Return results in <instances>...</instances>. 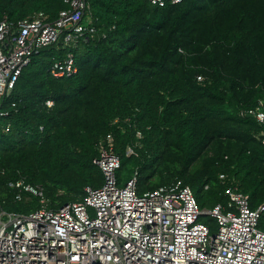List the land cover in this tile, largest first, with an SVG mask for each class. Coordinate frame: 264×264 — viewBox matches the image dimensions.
<instances>
[{
    "label": "trees",
    "instance_id": "16d2710c",
    "mask_svg": "<svg viewBox=\"0 0 264 264\" xmlns=\"http://www.w3.org/2000/svg\"><path fill=\"white\" fill-rule=\"evenodd\" d=\"M87 2L96 34L73 50L77 72L52 77V58L64 51L48 46L5 99L16 111L10 131L0 132V211L39 207L29 193L16 198L10 183L19 179L42 187L50 208L100 187L103 173L92 160L107 134L120 157L119 184L136 170L139 193L181 180L202 209L224 202L229 186L248 194L252 209L264 205V125L239 114L259 103L264 110V0ZM65 7L0 0V20L36 11L53 19ZM200 220L214 232L212 219Z\"/></svg>",
    "mask_w": 264,
    "mask_h": 264
},
{
    "label": "built area",
    "instance_id": "2783aa9c",
    "mask_svg": "<svg viewBox=\"0 0 264 264\" xmlns=\"http://www.w3.org/2000/svg\"><path fill=\"white\" fill-rule=\"evenodd\" d=\"M147 1L161 7L183 0ZM63 2L66 7L53 19L36 11L15 22L6 16L0 20V132L10 131L8 117L16 103L5 99L31 58L56 46L64 53L52 58L49 73L70 77L78 70L73 50L96 34L87 0ZM260 105L239 114L264 125ZM136 136L141 137L140 130ZM125 153L133 154V148L127 146ZM92 161L103 173V184L86 186L81 200L59 208L48 206L39 185L23 179L10 183L20 192L17 199L29 193L39 207L27 214L0 211V264H264V228L259 227L264 205L252 209L248 194L237 186L223 190L224 202L204 209L181 180L139 193L136 170L118 183L120 157L112 134L99 142ZM201 217L214 221V232Z\"/></svg>",
    "mask_w": 264,
    "mask_h": 264
},
{
    "label": "rangeland",
    "instance_id": "374dc122",
    "mask_svg": "<svg viewBox=\"0 0 264 264\" xmlns=\"http://www.w3.org/2000/svg\"><path fill=\"white\" fill-rule=\"evenodd\" d=\"M81 48H82V46H80L78 50H81ZM128 166H129L130 169H132V168H133V163H129ZM128 176H129V172L126 171V172L123 174V179H124V180L127 179ZM204 207H205V208H208L209 206L206 205V206H204ZM263 221H264V217L261 218L260 222H263Z\"/></svg>",
    "mask_w": 264,
    "mask_h": 264
}]
</instances>
